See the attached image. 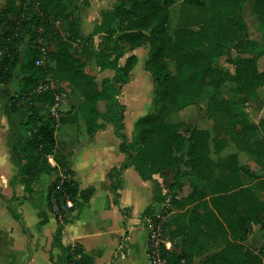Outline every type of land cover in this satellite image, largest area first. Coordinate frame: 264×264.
Returning <instances> with one entry per match:
<instances>
[{
  "label": "trees",
  "instance_id": "16d2710c",
  "mask_svg": "<svg viewBox=\"0 0 264 264\" xmlns=\"http://www.w3.org/2000/svg\"><path fill=\"white\" fill-rule=\"evenodd\" d=\"M20 1L24 3L25 0ZM237 1L242 8L245 0ZM248 1L262 38L237 40L232 46L237 55L227 56V61L233 65L232 71L223 69L218 63V54H213L206 56L208 62L195 66L188 75L191 85L212 81L219 91L222 87L234 89L241 93L238 99L243 103L255 98L256 90L264 85V69L257 67V60L264 55V0ZM38 2L44 13H52L53 18L66 21L65 30L69 39L80 43L82 48L62 44L60 34L54 28L44 30L43 38L51 51L47 52L46 63L36 65L35 60L41 57L36 41L37 28L32 29L29 25L32 18H29L31 21L23 19L27 8H18L16 17L0 29V84L10 86L18 78L19 86L10 93L9 107L13 113L21 109L26 113L25 119L18 124L21 140L15 143L17 173L11 183H15L18 176H26L25 190L32 193L33 181L48 180L51 175H56L47 189V205L57 222L53 244L59 247L60 253L56 264H92L91 258L77 244L63 245L60 241L61 231L67 222L66 211L74 206L82 207L93 193L91 187L79 188L73 179L70 164L72 151L58 148L55 137L62 122L68 119L76 121L79 117L84 119L89 134L102 125L97 123L99 118L112 123L114 134L120 139L119 150L125 154L124 165L115 175L109 173V177L114 202L125 216L129 212L119 204V189L125 169L133 167L143 180L155 174L167 179L176 156L184 153L183 166L175 171L168 185V204L172 209L186 211L188 219L165 232V239L172 244L170 250L161 244V256L166 264H264V242L258 248L245 246L252 224L264 230V178L258 177L261 195L252 194L250 199L242 197L250 190H244V184L233 186L232 189H239L235 192L215 191L208 194L189 182L188 191L181 194L187 170L209 179L213 161L208 156V131L190 129L184 122L172 118L177 94L172 89L173 79L166 70L163 58L169 53L171 44L167 20L168 8L174 0H115L111 9L100 11V23L86 36L79 33V6L69 10L59 0ZM83 3L88 4V1L83 0ZM23 34L29 37L21 51L18 44L23 40ZM95 35L100 37V41L92 47L89 44ZM204 42L209 50L221 46L206 36L190 37L184 45L192 47ZM142 44H149L150 47L144 68L151 73L154 83L151 110L135 119L129 140L124 131L122 112L125 105L119 101L118 94L122 85L128 82L129 72L137 62L136 54L128 53ZM88 58L94 59L101 71L112 69L113 76L103 78L98 85L93 73L85 69ZM49 61L54 64H49ZM50 82H53L52 87L36 91L40 84ZM63 83L69 84L82 102L59 111L56 118L51 113V107L56 95L63 91ZM206 99L213 123L215 150L220 152L228 141L248 140L251 132H259L263 136L255 139V154L264 160V120L255 122L246 113L240 116L221 96V92ZM99 100L106 101L104 112L97 109ZM49 158L54 161L53 164ZM239 170L244 171V168ZM245 171L249 179L257 178L255 173ZM67 199L72 206L66 208ZM147 210L148 206L143 214Z\"/></svg>",
  "mask_w": 264,
  "mask_h": 264
},
{
  "label": "crops",
  "instance_id": "0c3cea01",
  "mask_svg": "<svg viewBox=\"0 0 264 264\" xmlns=\"http://www.w3.org/2000/svg\"><path fill=\"white\" fill-rule=\"evenodd\" d=\"M87 1L88 4L83 3L78 7L81 36L91 33L101 21L100 11L111 9L115 2ZM94 37L98 40L94 38L93 43L98 44L100 37ZM133 51L128 54H135ZM120 61L123 63L124 60ZM89 63H92V69L96 67L98 76L101 74L100 82L114 74L112 69L101 71L94 59L87 60V65ZM257 67L264 69V55L257 60ZM134 68L118 94L124 102V96L133 88ZM96 82L100 85L99 80ZM4 88L6 86L0 84V168L7 182V193L2 192L0 184V205L4 213L0 221V264H56L60 253L59 247L53 244L57 222L47 205L48 184L55 174L48 180L33 181L32 193L25 190L26 176H18L17 181L11 183L17 173L15 143L21 140L18 124L25 119L26 113L24 109L15 113L10 111L9 95ZM75 94L78 95L77 92ZM96 105L100 112L106 110L105 100H99ZM124 105L123 122L126 126L127 106L126 103ZM246 110L253 121L264 120V85L256 90V97L247 102ZM136 118L137 115L133 117V123ZM97 123L102 125L89 134L83 118L79 117L76 121L68 119L58 126L55 133L58 148L65 147L72 151L70 164L73 179L79 188H93L85 205L66 211L67 222L61 231L60 241L63 245L77 244L91 258L92 264H149V231L144 224L143 211L162 197L160 189L154 187L155 179L159 176L155 174L143 180L133 167L125 169L119 189V204L129 212L125 216L114 202L109 177V173L115 175L123 167L125 154L119 150L120 139L114 134L113 124L100 118ZM58 133L61 134L57 136ZM127 138L130 140L131 135ZM130 177L133 183L129 186L127 181ZM40 194L42 200L39 199ZM259 232V238L264 240V230L259 229Z\"/></svg>",
  "mask_w": 264,
  "mask_h": 264
},
{
  "label": "rangeland",
  "instance_id": "374dc122",
  "mask_svg": "<svg viewBox=\"0 0 264 264\" xmlns=\"http://www.w3.org/2000/svg\"><path fill=\"white\" fill-rule=\"evenodd\" d=\"M27 1V3L25 2ZM22 3L20 0L10 3L8 0H0V29L8 22L16 17V10L24 7L27 11L24 18H32L29 24L32 29L37 28L38 37L36 39L37 46H39L38 40L40 39L41 45L45 46L46 52H50L51 48L46 44L43 36L44 30L56 29L60 34V42L65 45L73 44L74 47L80 49L82 45L80 43H73L68 37V33L65 30L66 21L63 19L53 18L52 13L43 12L39 8L38 0H25ZM67 8L75 9V6L83 4V0H59ZM169 15L167 20V32L171 37V44L169 47V53L163 58L166 62V70L173 79L172 89L177 94V99L174 103L175 110L172 118L175 121L184 122L192 129L207 130L209 134V158L213 161L210 167V177L205 179L204 177L196 174L194 171L187 170L183 177L185 180L184 185L181 188V194H186L189 189V182L196 184L204 192L211 194L215 191H228L235 192L239 189H232L233 186L244 184V188L250 189L243 194V198L250 199L252 194L255 196L261 195L259 178H264V160L257 158L255 154L256 142L255 139L259 135L263 136L259 132H251L250 139L248 140H235L228 141L224 148L217 152L212 142V129L213 123L210 115L207 111V96L215 95L221 92V96L225 97L234 109L242 116L248 114L246 110L247 102L243 103L239 101L241 93L236 92L234 89L222 87L219 91V87L214 85V82L200 81L195 85H191L188 80L190 71L195 66H203L208 60L206 56L218 54L219 65L226 70H233V65L227 61V56H236L237 52L232 46L240 38H254L261 39V31L257 25V21L251 15V5L248 0H245L244 6L237 0H174L173 4L168 8ZM24 14V13H23ZM39 17V19H37ZM31 29V30H32ZM23 32V31H22ZM24 35V34H23ZM42 35V36H40ZM206 36L211 41L221 44L219 48H213L209 50L206 43L196 44L194 46L186 47L184 44L190 37ZM28 35H24L23 40L18 44L19 50H23L28 43ZM95 37L92 38L89 45L96 47L97 43H93ZM97 41L98 38H95ZM84 45V46H89ZM222 47V48H220ZM136 49V48H135ZM137 56V63L134 68L131 89L123 97L120 95L118 99L123 104L126 103L125 111V133L127 136L131 135L133 129V117L151 110V99L153 93L154 83L151 73L145 70V62L150 55L149 44H142L134 50ZM47 55V54H46ZM49 55V54H48ZM125 57L122 58V61ZM48 57H44L43 63L47 62ZM89 60V58L87 59ZM49 64L54 62L49 61ZM89 63L85 66L88 72L93 73L96 80H99L96 67L91 68ZM155 64V63H154ZM52 87L53 82H50ZM19 86L18 78L14 79L10 86H6L7 93L10 99V93L12 90L17 89ZM63 91L58 93V109L56 118L59 116V111L67 110L72 104L77 105L82 102L80 96L75 94L74 89L67 83L62 84ZM3 89V91H4ZM3 93V92H1ZM3 95V94H2ZM142 109H140V107ZM121 108V112H122ZM123 113V112H122ZM120 113H118L119 115ZM124 114V113H123ZM259 133V134H258ZM61 133H58L60 135ZM66 150H69L66 148ZM185 159L184 153H179L176 156V162L172 170L167 175V179L158 175L155 179L156 188L160 189L162 197L159 201L153 205H148V210L143 214L144 224L147 227V231H150V227L155 224H159L161 228L162 238L165 239V232L178 225L180 222L187 221V212L183 210H176L169 207V183L175 171L183 166V160ZM239 168H244V171H240ZM245 170L256 174L257 178L249 179ZM54 178L56 175H53ZM5 175L0 168V184L2 185L3 193H7V182L5 181ZM116 180V176H115ZM133 180L130 177L127 184L132 185ZM247 190V189H244ZM39 199L42 200L41 194ZM2 208L0 205V221L4 218ZM259 227L256 224L251 225V230L247 235L245 246L250 248H258L264 240L259 238ZM150 238V236H148ZM167 241V240H166ZM149 242V241H148ZM170 247L172 244L170 243ZM148 261H150V252H148Z\"/></svg>",
  "mask_w": 264,
  "mask_h": 264
},
{
  "label": "built area",
  "instance_id": "2783aa9c",
  "mask_svg": "<svg viewBox=\"0 0 264 264\" xmlns=\"http://www.w3.org/2000/svg\"><path fill=\"white\" fill-rule=\"evenodd\" d=\"M29 1V0H28ZM27 3V1H25ZM39 42V50L41 52V57L37 58L35 60V64L36 65H41L43 63V59L46 56L47 52H46V48L45 46L41 45V41L40 39L38 40ZM50 87L49 83H44V84H40L36 91H42V90H46ZM58 98L56 97L55 99V103L53 104V106L51 107V113L52 115H54L56 117L57 115V109H58V102H57ZM50 163L53 164V161L51 158H49ZM72 206V202L67 199L66 200V208ZM57 209V208H55ZM148 236H150V238H148V251L150 252V261L151 264H166L165 259L161 256V244H164L165 248L170 250V241L169 240H163L162 238V233H161V228L159 226V224H155L154 226L150 227V231L148 233Z\"/></svg>",
  "mask_w": 264,
  "mask_h": 264
},
{
  "label": "bare ground",
  "instance_id": "6f19581e",
  "mask_svg": "<svg viewBox=\"0 0 264 264\" xmlns=\"http://www.w3.org/2000/svg\"><path fill=\"white\" fill-rule=\"evenodd\" d=\"M140 107V105H138ZM140 109H142V107H140Z\"/></svg>",
  "mask_w": 264,
  "mask_h": 264
}]
</instances>
